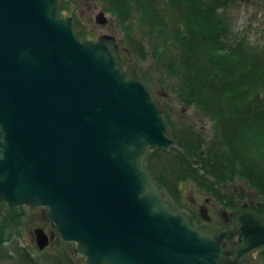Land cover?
<instances>
[{
    "label": "water",
    "instance_id": "water-1",
    "mask_svg": "<svg viewBox=\"0 0 264 264\" xmlns=\"http://www.w3.org/2000/svg\"><path fill=\"white\" fill-rule=\"evenodd\" d=\"M72 19L58 0H0V200L46 208L84 264H264V202L206 233L164 199L144 162L176 144L160 105L115 37L80 40ZM34 236L39 251L53 238Z\"/></svg>",
    "mask_w": 264,
    "mask_h": 264
},
{
    "label": "rangeland",
    "instance_id": "rangeland-1",
    "mask_svg": "<svg viewBox=\"0 0 264 264\" xmlns=\"http://www.w3.org/2000/svg\"><path fill=\"white\" fill-rule=\"evenodd\" d=\"M118 3L116 0H61L59 6L63 8L61 10L64 15H73L78 20L75 31L87 39L95 40L105 34L114 36L119 49L123 48L120 51L123 57V69L138 74L141 78L144 77V84L152 100L160 105L173 137L177 140L192 138L187 139L190 143L187 144L186 150L179 146L177 150L174 149L175 153L184 151L180 157L175 156L176 154L156 152L150 155L151 160L146 163L153 175L158 177V182L162 184L161 190L166 199L170 198L176 205L184 206L187 204V199L191 201L192 198L197 204H204L205 198L212 197L215 204L224 207L231 206L230 203L226 204V195L228 193L232 195V192L236 190L241 202L250 200L253 201L250 203L264 202V198L261 197L264 189L254 186V183L240 174L236 173L224 181L215 182L203 170L207 150L213 142H217L218 138L224 136L220 134L222 131L220 125L209 113L203 111L202 107L187 105L180 100L171 88L172 85L174 86L173 81H170L165 73L159 72L157 68L159 66L151 56V49L159 46L156 45L158 43L156 38H145L143 40L145 49L139 52V39H142L139 31V15L137 16L135 10H131V16L127 17V12L119 9ZM101 11L107 18L105 25L95 23L94 18ZM219 13L227 23L225 39L228 43L241 41L244 47H251L264 55V0H235ZM261 88L264 90V85ZM262 90L257 99L250 97L251 104L258 106L259 111H264V91ZM236 96L238 98H235V102L240 103V97L237 94L234 97ZM215 136H217L216 141L213 140ZM197 138H203L202 142L195 144L194 139ZM230 155L234 154L230 152ZM242 161L238 164V169L241 164L244 167ZM190 167L195 169L197 176L193 178L190 176L192 171L187 170ZM202 181L203 183H200ZM225 186H228L229 190H226ZM211 216L214 217V215ZM216 223L218 220L215 219L210 226H206V229L217 228ZM36 228L43 229L48 236L53 235L49 245L43 251L38 250L34 240ZM0 241V264L85 263V259L76 253L74 243L62 241L55 233L54 226L46 217V208L31 206L10 208L0 200Z\"/></svg>",
    "mask_w": 264,
    "mask_h": 264
},
{
    "label": "trees",
    "instance_id": "trees-1",
    "mask_svg": "<svg viewBox=\"0 0 264 264\" xmlns=\"http://www.w3.org/2000/svg\"><path fill=\"white\" fill-rule=\"evenodd\" d=\"M116 1L127 17L131 10L139 15V52L145 49V38H156L159 46L151 49V56L159 72L173 81L171 88L180 100L202 107L220 125L224 136L211 144L204 166L201 164L209 178L221 182L238 173L264 189V111L250 100L252 96L257 99L263 89L264 55L244 47L241 41L228 43L225 39L227 23L219 12L235 0ZM61 9L59 6L62 15ZM77 36L85 38L81 33ZM143 78L140 79L145 82ZM236 94L240 103L235 102ZM187 139L192 138L178 141L184 150L190 143ZM194 140L199 144L203 138ZM151 151L147 161L157 150ZM183 152L175 156L180 157ZM238 158L244 163L239 169ZM187 170L192 171V178L197 176L194 168ZM152 176L162 188L158 177Z\"/></svg>",
    "mask_w": 264,
    "mask_h": 264
},
{
    "label": "flooded vegetation",
    "instance_id": "flooded-vegetation-1",
    "mask_svg": "<svg viewBox=\"0 0 264 264\" xmlns=\"http://www.w3.org/2000/svg\"><path fill=\"white\" fill-rule=\"evenodd\" d=\"M117 52H119V57L121 59H123L122 54H121V49H119V46L116 48ZM172 115V114H171ZM170 115V116H171ZM180 118V117H178ZM182 118V117H181ZM167 129L169 131V128L167 126ZM171 137L173 138V133L171 131H169ZM198 134V133H197ZM1 136V133H0ZM175 138V137H174ZM173 138V139H174ZM175 141L178 142V140L175 138ZM200 155L202 156V153H200ZM196 164H199L198 162H196ZM196 164H193V166H196ZM226 187V186H225ZM229 187H226V190ZM233 194L231 195L230 193H228L226 195L225 201L226 204L230 203L231 206H218L217 204L214 203V199L212 197H208L205 198L204 200V204H197L196 201H194V199L191 198V201H187V204H185L184 206L181 204L176 205L175 202H172V200L169 198L166 199L165 195V199L167 200V202H169L174 210H178L181 212H184L190 219L192 222V224L197 227L198 229L206 232V233H217V232H221V231H227L228 229H230L232 227L233 221L230 218V213L233 211H237V210H248L251 212H254L255 214L260 215V212H256L255 209L257 208V203H250V201H243L241 202V200L238 199V193L236 190H234V192H232ZM233 200V203H231V200ZM253 202V201H251ZM211 215H214V217H212ZM218 220V223H216L217 228L215 229H206V226H210V223H213V220ZM241 264H259L255 254L251 255L250 257H247Z\"/></svg>",
    "mask_w": 264,
    "mask_h": 264
}]
</instances>
